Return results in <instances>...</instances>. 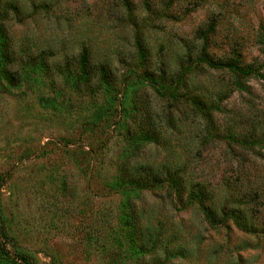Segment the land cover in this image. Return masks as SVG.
<instances>
[{
	"label": "rangeland",
	"instance_id": "374dc122",
	"mask_svg": "<svg viewBox=\"0 0 264 264\" xmlns=\"http://www.w3.org/2000/svg\"><path fill=\"white\" fill-rule=\"evenodd\" d=\"M11 1L16 10L0 14L7 65L20 78L0 85V214L11 249L32 264H264V78L192 67L182 91L218 105L208 126L190 106L131 80L126 91L119 84L122 105L133 102L128 117L117 101L118 112L106 114L110 102L94 92V79L77 83L73 73L83 50L90 62L109 63L117 82L129 73L133 27L121 0H47V9L0 0V8ZM131 7L138 25L141 0ZM211 11L221 14L212 31ZM165 13L142 28L149 73L168 79L199 53H237L264 75V0H178ZM148 123L157 141L139 146ZM140 165L178 173L182 199L202 187L214 217L232 210L256 232L230 219L209 226L195 204L175 206L164 187L111 186Z\"/></svg>",
	"mask_w": 264,
	"mask_h": 264
},
{
	"label": "trees",
	"instance_id": "16d2710c",
	"mask_svg": "<svg viewBox=\"0 0 264 264\" xmlns=\"http://www.w3.org/2000/svg\"><path fill=\"white\" fill-rule=\"evenodd\" d=\"M30 1L33 8L37 7L39 9H47L48 7L47 0ZM159 1L161 0H141V8L144 10L145 18H141L140 23L137 25L135 19H137V17L139 19V16H137L133 11L131 7V0H121V7L125 11L128 22H130L133 27V50L128 67L129 73H124L123 77L120 78V81L117 82V79L114 78V74L110 71L111 69L109 63L90 62L88 59V52L86 50L80 51L78 58L75 60V63L77 64V71L76 73H73V77L77 80V83H86L89 82L91 78L94 79V84L96 85L94 92H101V94L105 93V96L108 97L105 101L110 102L104 107L105 110L107 109L106 114L109 113V108H114V110H117L114 107L117 101L121 107L120 117H128V112H130L129 109L132 107L133 102L131 101L127 108L122 105V101H120L118 98L122 95L119 84L122 85L121 89H124L129 86L128 83L131 80L133 81L132 84L134 85L135 89H138L139 87H150L156 92L157 95L161 97L170 98L175 102H180L190 106L200 115L202 120H204L205 126H208L211 120L210 111L218 110V105H207L206 101L201 99L198 95H193L186 91H182V88H184L183 79L187 74H189L192 67H195L198 63H202L210 68L225 69L226 71L231 72L233 75H239L243 77L255 76L264 78V75L260 73L258 67L242 64L237 58V53H235V57H228L225 59H211L205 54L199 53L191 65L187 63L181 64L177 73L168 79L165 78L163 73H149V58L145 47L144 38L142 36V28H144V25L148 24V22L152 21V19L167 16L165 10H168L169 5L173 1L178 0H166L164 1L163 5H161L162 3ZM16 8L17 5L14 1L8 2L2 5L0 8V14L4 16L6 10L10 9L12 12H14ZM1 15L0 20L2 19ZM220 15V13L215 11H211L209 13L207 26L208 30H214L218 24V17ZM8 39L9 38L7 37L0 21V85L9 84V86H15L14 84L19 83L20 78L18 73H16L17 71L15 69H9L7 65L8 63L12 62V53H9L8 51ZM202 40L203 44L207 43V38L205 35L202 37ZM235 84L239 88H243L238 80L235 81ZM109 90L112 93H108ZM126 90L127 88L125 91ZM109 96L112 98H109ZM132 110L135 111V109ZM141 113L143 115H148L146 110H142ZM98 120H100V115H96V113L92 114V125H95ZM148 125L149 128L142 130L139 133V146L157 141L155 127L152 126L151 123H148ZM228 137L232 139L234 138V135H228ZM177 174L178 173L168 172L164 175H158L152 173L148 166L140 165L132 167L128 173L125 172L124 174L116 175L111 181L113 182L111 186L115 185L120 188L122 185L123 190L128 192L147 189L149 190L155 186L164 187V189L172 197L175 206L177 205L178 207H183L188 203L195 204L202 213L205 222L209 226L216 227L230 219L231 223L238 230L247 233L256 232L252 228L248 227L245 223L240 221V217L232 210H229L227 214H223V216L220 215V217H214L213 210L209 208V196L202 187H196L195 189L188 191V193H186L182 199L181 192L185 183L183 179ZM3 183L4 180L0 177V193ZM258 234L264 236V229L259 230ZM11 247V238L6 232L0 214V258L9 262L10 264H32L25 254L11 249Z\"/></svg>",
	"mask_w": 264,
	"mask_h": 264
}]
</instances>
